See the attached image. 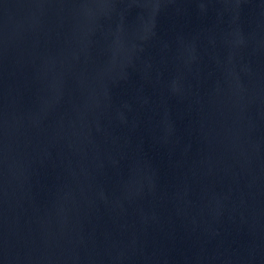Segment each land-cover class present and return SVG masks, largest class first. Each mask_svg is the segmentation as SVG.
<instances>
[{"label": "water", "instance_id": "water-1", "mask_svg": "<svg viewBox=\"0 0 264 264\" xmlns=\"http://www.w3.org/2000/svg\"><path fill=\"white\" fill-rule=\"evenodd\" d=\"M0 264H264V0H0Z\"/></svg>", "mask_w": 264, "mask_h": 264}]
</instances>
